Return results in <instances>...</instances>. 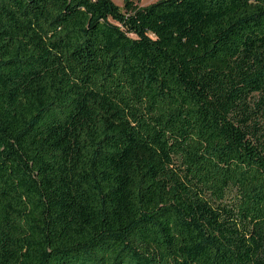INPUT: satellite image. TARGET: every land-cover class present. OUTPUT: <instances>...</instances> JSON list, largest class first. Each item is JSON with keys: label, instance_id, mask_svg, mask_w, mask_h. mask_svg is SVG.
I'll list each match as a JSON object with an SVG mask.
<instances>
[{"label": "trees", "instance_id": "obj_1", "mask_svg": "<svg viewBox=\"0 0 264 264\" xmlns=\"http://www.w3.org/2000/svg\"><path fill=\"white\" fill-rule=\"evenodd\" d=\"M0 264H264V0H0Z\"/></svg>", "mask_w": 264, "mask_h": 264}, {"label": "rangeland", "instance_id": "obj_2", "mask_svg": "<svg viewBox=\"0 0 264 264\" xmlns=\"http://www.w3.org/2000/svg\"><path fill=\"white\" fill-rule=\"evenodd\" d=\"M112 1L119 6H123V0H112ZM135 1L139 2L141 5H146L151 2H154L155 0H135Z\"/></svg>", "mask_w": 264, "mask_h": 264}, {"label": "crops", "instance_id": "obj_3", "mask_svg": "<svg viewBox=\"0 0 264 264\" xmlns=\"http://www.w3.org/2000/svg\"><path fill=\"white\" fill-rule=\"evenodd\" d=\"M140 4V3H139ZM141 5V4H140Z\"/></svg>", "mask_w": 264, "mask_h": 264}]
</instances>
